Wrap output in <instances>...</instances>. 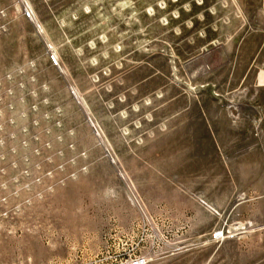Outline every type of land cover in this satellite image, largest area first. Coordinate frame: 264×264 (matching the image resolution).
<instances>
[{
	"label": "rangeland",
	"instance_id": "1",
	"mask_svg": "<svg viewBox=\"0 0 264 264\" xmlns=\"http://www.w3.org/2000/svg\"><path fill=\"white\" fill-rule=\"evenodd\" d=\"M138 256L264 264V0H0V264Z\"/></svg>",
	"mask_w": 264,
	"mask_h": 264
},
{
	"label": "built area",
	"instance_id": "2",
	"mask_svg": "<svg viewBox=\"0 0 264 264\" xmlns=\"http://www.w3.org/2000/svg\"><path fill=\"white\" fill-rule=\"evenodd\" d=\"M146 263L147 261L144 257L138 256L123 260L119 264H146Z\"/></svg>",
	"mask_w": 264,
	"mask_h": 264
},
{
	"label": "clouds",
	"instance_id": "3",
	"mask_svg": "<svg viewBox=\"0 0 264 264\" xmlns=\"http://www.w3.org/2000/svg\"><path fill=\"white\" fill-rule=\"evenodd\" d=\"M149 11H151V9H149Z\"/></svg>",
	"mask_w": 264,
	"mask_h": 264
}]
</instances>
